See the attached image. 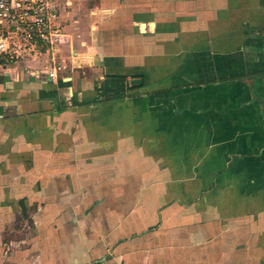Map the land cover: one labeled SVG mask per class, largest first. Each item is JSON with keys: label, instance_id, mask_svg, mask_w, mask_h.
<instances>
[{"label": "crops", "instance_id": "1", "mask_svg": "<svg viewBox=\"0 0 264 264\" xmlns=\"http://www.w3.org/2000/svg\"><path fill=\"white\" fill-rule=\"evenodd\" d=\"M56 1L55 76L0 66V264H264V0Z\"/></svg>", "mask_w": 264, "mask_h": 264}, {"label": "built area", "instance_id": "2", "mask_svg": "<svg viewBox=\"0 0 264 264\" xmlns=\"http://www.w3.org/2000/svg\"><path fill=\"white\" fill-rule=\"evenodd\" d=\"M59 15L56 0H0V66L48 54L54 65L48 75L55 76L66 41Z\"/></svg>", "mask_w": 264, "mask_h": 264}, {"label": "rangeland", "instance_id": "3", "mask_svg": "<svg viewBox=\"0 0 264 264\" xmlns=\"http://www.w3.org/2000/svg\"><path fill=\"white\" fill-rule=\"evenodd\" d=\"M46 56H43V55H38V56H35V58H41L42 60H43V58H45ZM29 58H31V57H29ZM47 58V57H46ZM31 60V59H30ZM24 61H26V60H24Z\"/></svg>", "mask_w": 264, "mask_h": 264}, {"label": "water", "instance_id": "4", "mask_svg": "<svg viewBox=\"0 0 264 264\" xmlns=\"http://www.w3.org/2000/svg\"><path fill=\"white\" fill-rule=\"evenodd\" d=\"M140 80L139 79H132L131 80V83H137V82H139Z\"/></svg>", "mask_w": 264, "mask_h": 264}]
</instances>
